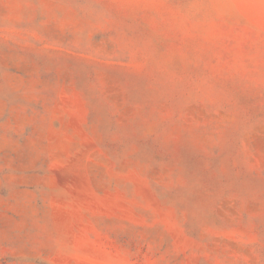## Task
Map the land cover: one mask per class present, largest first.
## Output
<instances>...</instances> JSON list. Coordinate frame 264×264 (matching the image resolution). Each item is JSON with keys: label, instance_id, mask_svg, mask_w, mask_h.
<instances>
[{"label": "rangeland", "instance_id": "rangeland-1", "mask_svg": "<svg viewBox=\"0 0 264 264\" xmlns=\"http://www.w3.org/2000/svg\"><path fill=\"white\" fill-rule=\"evenodd\" d=\"M0 264H264V0H0Z\"/></svg>", "mask_w": 264, "mask_h": 264}]
</instances>
